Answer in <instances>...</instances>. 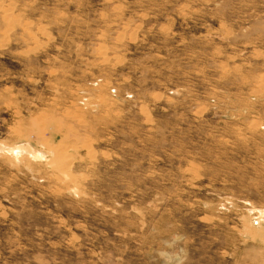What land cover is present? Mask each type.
<instances>
[{
	"label": "rangeland",
	"instance_id": "obj_1",
	"mask_svg": "<svg viewBox=\"0 0 264 264\" xmlns=\"http://www.w3.org/2000/svg\"><path fill=\"white\" fill-rule=\"evenodd\" d=\"M0 264H264V0H0Z\"/></svg>",
	"mask_w": 264,
	"mask_h": 264
},
{
	"label": "bare ground",
	"instance_id": "obj_2",
	"mask_svg": "<svg viewBox=\"0 0 264 264\" xmlns=\"http://www.w3.org/2000/svg\"><path fill=\"white\" fill-rule=\"evenodd\" d=\"M9 149H10V148H9ZM12 149H13V148H12ZM12 149H11V150H12ZM20 149H21V148H20ZM10 152H11V151H10ZM54 152H55V151H54ZM40 153H41V152H40ZM55 153H56V152H55ZM41 154H42V153H41ZM62 154H63V153H62ZM59 155H61V154L59 153ZM63 156H65V154H64ZM59 157H60V156H59ZM61 167H62V166H61ZM65 167H66V166H65ZM65 173H66V176L70 177V176H69V173H68L67 171H65ZM68 177H67V178H68ZM70 178H71V177H70ZM71 179H72V178H71Z\"/></svg>",
	"mask_w": 264,
	"mask_h": 264
}]
</instances>
